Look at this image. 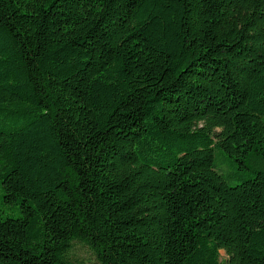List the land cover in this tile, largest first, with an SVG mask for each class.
<instances>
[{"label":"trees","instance_id":"16d2710c","mask_svg":"<svg viewBox=\"0 0 264 264\" xmlns=\"http://www.w3.org/2000/svg\"><path fill=\"white\" fill-rule=\"evenodd\" d=\"M75 243L264 264V0H0V264Z\"/></svg>","mask_w":264,"mask_h":264},{"label":"rangeland","instance_id":"374dc122","mask_svg":"<svg viewBox=\"0 0 264 264\" xmlns=\"http://www.w3.org/2000/svg\"><path fill=\"white\" fill-rule=\"evenodd\" d=\"M222 256H225L224 252H222ZM70 257L73 261H77L81 264H99L95 254L88 247L80 243L74 244L70 252Z\"/></svg>","mask_w":264,"mask_h":264}]
</instances>
